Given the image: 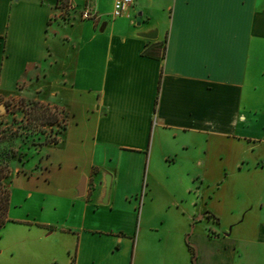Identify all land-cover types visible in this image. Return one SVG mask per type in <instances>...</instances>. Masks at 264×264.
Masks as SVG:
<instances>
[{
    "label": "crops",
    "instance_id": "crops-1",
    "mask_svg": "<svg viewBox=\"0 0 264 264\" xmlns=\"http://www.w3.org/2000/svg\"><path fill=\"white\" fill-rule=\"evenodd\" d=\"M113 4L0 0V96L66 118L0 264H264V0Z\"/></svg>",
    "mask_w": 264,
    "mask_h": 264
},
{
    "label": "trees",
    "instance_id": "trees-1",
    "mask_svg": "<svg viewBox=\"0 0 264 264\" xmlns=\"http://www.w3.org/2000/svg\"><path fill=\"white\" fill-rule=\"evenodd\" d=\"M22 109V120L17 122L12 117V124L9 123L5 128H0V230L7 223V214L10 205V179L12 172V162L14 158L21 159L15 150V143L21 141L22 144L30 143L33 146H42L44 144H56V138L40 140L44 135V130L39 129L41 125H57V134H59L66 125L65 116L61 118L58 109L38 101L26 102L20 100ZM15 114V112H14ZM190 249L191 246L188 245ZM194 256V254H193Z\"/></svg>",
    "mask_w": 264,
    "mask_h": 264
},
{
    "label": "rangeland",
    "instance_id": "rangeland-1",
    "mask_svg": "<svg viewBox=\"0 0 264 264\" xmlns=\"http://www.w3.org/2000/svg\"><path fill=\"white\" fill-rule=\"evenodd\" d=\"M64 13L66 12L62 11L60 15H63ZM20 100L21 99L4 98L0 96V128L1 129L8 126L9 123L12 124V117H14L15 120H17V122L22 120L23 118L22 109L24 107L23 105H21ZM25 101L30 102V100H26V99ZM60 115H61V118L64 117L62 113ZM57 128H58L57 125H46V126L41 125L39 129L44 130L45 133L44 135H41L40 140H43V139L45 140V138L48 140L56 138V136L59 135L56 133ZM14 145H15L14 148L17 154L21 156V159H18V157L13 159V162H12L13 168H12L11 176L9 177L10 181L13 175L17 171H27V167L25 165L27 160H31L30 162H32L35 159L37 160L43 157V153H41V149H39V146H33L30 143L22 144L21 141H17ZM11 189L21 190L20 187L17 186L16 182L14 181L10 183V190ZM29 206H31V201L26 200L24 203V207L20 209L17 208L14 210V212L16 215H24L27 212V210L31 208ZM19 230H20V227L14 223L6 224V226L4 225V229L2 227V229L0 230V246H5L4 244L7 242H4L5 241L4 239L9 237L11 233L13 232H19ZM26 245H28V243H26L25 246ZM6 254L9 255L8 251H6ZM12 260H16V259H11V257H9L7 261H12ZM173 263H178V261H175L172 256L167 257L166 260L164 261L160 259H152L151 261L146 262V264H173ZM187 264H190V260H187Z\"/></svg>",
    "mask_w": 264,
    "mask_h": 264
},
{
    "label": "built area",
    "instance_id": "built-area-1",
    "mask_svg": "<svg viewBox=\"0 0 264 264\" xmlns=\"http://www.w3.org/2000/svg\"><path fill=\"white\" fill-rule=\"evenodd\" d=\"M134 0H114L112 17H119L123 14V12L133 4ZM81 16L84 19H93L95 14H93L90 10L85 9Z\"/></svg>",
    "mask_w": 264,
    "mask_h": 264
}]
</instances>
